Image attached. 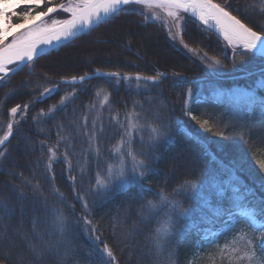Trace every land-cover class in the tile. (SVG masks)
I'll return each mask as SVG.
<instances>
[{"label": "trees", "instance_id": "1", "mask_svg": "<svg viewBox=\"0 0 264 264\" xmlns=\"http://www.w3.org/2000/svg\"><path fill=\"white\" fill-rule=\"evenodd\" d=\"M55 2L66 3V0ZM227 2L234 10L233 14H239L259 27L264 0ZM21 10L17 9L18 12ZM54 16L56 14L49 19ZM13 21L16 22L15 17ZM197 25L199 21L188 18L184 40L219 59L224 67L218 71L207 68L177 48L162 25L145 23L144 16L130 12L49 51L48 55L35 61L34 71L25 67L9 74L6 82L0 83V135L6 130L10 109L17 104L29 105L28 112L18 116L19 122L7 142V162L0 163V200L9 201L15 208L11 219L6 221L9 232L15 230L17 233L12 235L14 245L6 249L0 241V253L10 252V264L18 249L27 252L26 240L35 241L40 234L48 238L46 233L51 227V216L46 214V209L49 212L62 209L68 217V236L77 255L67 258L66 264H102L103 256L93 243L94 237L84 230L82 217L85 215L92 219L100 240L112 248L117 264H204L199 252L193 254L194 246L204 243L207 232L222 230L236 215L238 208L233 199L236 194L231 187L239 188L241 194L246 193L241 207L255 208L257 222L264 223V215L260 214L264 208V172L258 166V161L264 160V109L259 103L249 108L238 92L255 91L258 101L264 99V88L260 87L264 59L237 56V66L233 68L232 49L215 31ZM97 69L132 76L137 73L152 76L159 71L166 77L158 85L141 82L139 91L135 80L121 81L117 86L114 81L97 77L77 85L76 95L54 117L39 115L42 110L47 113L53 105L59 106L65 93L72 90L71 86L63 85L51 96L40 99L45 87L51 88L62 78L94 73ZM188 88L194 91L190 105L193 114L201 120L207 119L214 132L229 136L241 131V123L247 122L244 139L234 136L223 140L215 134L199 131L198 125L184 113ZM106 95L109 101L105 105ZM134 106L138 113L136 119L142 125L147 122L157 128L171 126L170 142H161L156 153L158 159L146 161L151 171L145 188L150 191L142 194L144 199L137 194L135 186L126 190L113 189L108 197L93 195L97 173L106 175L108 164L116 166L120 162L114 146L123 139L122 151L128 149L123 129L127 127ZM85 113H88L89 124L93 118H99L104 127L98 160L87 155L86 139L74 131L75 122L80 121ZM60 125L63 126V135L72 134L71 171L63 162L67 141L60 140L58 144ZM150 135L147 126L139 134L133 133V151L147 154ZM49 147H57V160L53 162L51 172L47 170ZM185 180H196L201 186V196L195 200L183 195L177 197L185 208L192 210V215L190 220L182 221L176 227L187 223H194L196 227L185 234L182 242L173 240L156 256L151 241L156 220L141 222L138 212L147 200H157L156 194L161 189L171 193ZM224 183L230 187L221 196L215 185ZM20 191L25 196L23 212L17 199ZM57 191L62 195H57ZM80 195L88 202L87 210L77 198ZM214 209H220L223 215H214ZM34 220L37 221L35 225ZM134 225L135 235L130 236ZM102 247L103 243L100 244ZM169 252H173L171 261ZM57 259L55 255L48 256L40 264H56ZM214 260L215 264H229L220 255ZM206 264H212V261Z\"/></svg>", "mask_w": 264, "mask_h": 264}, {"label": "snow or ice", "instance_id": "2", "mask_svg": "<svg viewBox=\"0 0 264 264\" xmlns=\"http://www.w3.org/2000/svg\"><path fill=\"white\" fill-rule=\"evenodd\" d=\"M137 6L162 10L163 17L155 12L151 15H145L143 11L136 12V14L144 16L145 23L156 22L162 25L167 29L168 37L173 43L182 46L187 55L200 58L201 63L207 61L205 66L210 69L215 68L218 71L224 65L219 59L210 58L206 53L201 57L196 50L185 43L184 36L189 17L199 21V25H203L205 29L214 30L226 42V46L232 49L233 68L237 66V56L264 59V9H261L262 19L259 27H257L239 14H233L234 10L231 9L227 0H221V2H217V0H66V3L59 4L55 0H0V83H5L10 73L22 71L25 67L30 72L34 71L35 61L43 55H48L47 49L49 47L64 41H71L82 32L90 31L101 24H107L121 14L135 12ZM18 8L22 10L16 11ZM37 9L42 10L37 11ZM57 11L67 13L69 18L62 21L52 20L49 23L46 18ZM235 11L238 13V10ZM182 13L187 14V17ZM13 17L16 18V22H13ZM9 38H11L10 42ZM10 65H15V68L10 67ZM173 75L176 76L179 73H173ZM93 77L106 78L109 81H114L117 86L121 81L131 82L135 80L137 91H139L141 82L158 85L166 77V74L157 71L152 76H143L139 73L132 76L121 74L118 71L102 72L97 69L92 76L85 74L79 77L72 76L70 79L62 78L59 83L53 84L51 88L45 87L40 93V99L51 96L63 85L71 86V92L65 93L59 106L53 105L47 113L42 110L39 115L52 118L57 111H63L66 103L76 95V86L90 81ZM260 87L264 88V73L261 75ZM193 98L194 91L192 88H188L184 102V113L191 121L195 122V125H198L199 131L215 134L223 140L234 138V136L244 139V129L248 127L247 122L241 123L242 130L235 132L234 136H229L224 132H214V128L207 119L201 120L198 115L193 114L194 110L190 106ZM241 98L249 108L259 103L260 107L264 109V99L258 101L255 91H245L241 93ZM108 101L109 96L106 95L103 103L106 105ZM28 108V104L23 106L17 104L10 109L8 113L10 119L6 125V130L3 135H0V163L7 162V142L12 137L13 130L19 122L18 116L21 113L26 114ZM137 115L134 106L133 112L129 114L127 127L123 129V136L127 137L128 149L122 151L123 139L117 146H114V153L119 156L120 162L116 166L108 164L106 175L97 173L93 195L108 197L113 189L126 190L128 187L135 186L138 189L137 194L141 196V199H144L142 194L145 191H150V189L145 188V181L151 171L149 163L146 161L158 159L156 153L159 151L161 142H170L171 126L157 128L152 127L147 122L142 125L136 119ZM144 126H147L151 132L146 144L149 152L138 154L132 149L133 133L139 134ZM58 127L60 128L58 144L60 140L67 141L64 145L63 162L71 171L70 153L74 151V145L71 142L72 134L68 132L67 135H63V126ZM121 127L123 128V126ZM177 130L179 131V126ZM74 131L76 135H82L86 139L87 155H92L98 160L101 155L100 138L104 132L103 124L99 118H93L89 124L88 113H85L80 121L75 122ZM140 139L142 146H144L142 135ZM48 153L47 170L51 172L53 162L57 159V147H49ZM125 157L130 160V163ZM258 166L260 171L264 172V160L258 161ZM21 175L23 174L21 173ZM71 179L75 182L74 176ZM215 187L218 194L223 196L230 185L224 183L223 185L217 184ZM73 190L75 191V188ZM231 191L236 194L233 199L239 209V216L251 221L253 231L251 234H242L234 238L230 244L225 243L222 248H219L220 257L222 260L226 258L229 264H264V223H257L258 213L255 208L241 207V202L245 200L246 193L241 194L237 187H231ZM57 195L62 194L57 191ZM156 195L157 200L149 199L141 205L138 215L141 222H148L155 218L157 226L153 230L151 241L156 250L155 255L159 256L166 247L171 245L173 240L177 243L182 242L185 234L196 227L194 223L182 224L180 228L176 227L182 221L190 220L192 215V210L185 208L183 202L177 197L183 195L188 199L195 200L201 196V186L196 180H185L171 193L161 189ZM77 198L83 202V207L87 210L89 205L85 197L80 195ZM17 199L21 203V212H23L25 196L22 191L18 192ZM14 211L15 208L9 201L0 200V241H3L6 249L14 245L12 235L17 234L15 230L13 233L9 232V226L6 222L11 219ZM45 211L51 216V227L46 233L48 238L46 239L44 234H40L35 241L26 240L27 252L18 249L15 259L11 260V264H40L46 257L53 255L58 257L56 264H66L67 258H73L77 255L76 248L68 236L69 221L64 211L62 209H53L51 212L46 209ZM260 214L264 215V208L260 210ZM214 215L220 216L223 215V212L220 209H214ZM82 219L85 232L91 233V236L94 237L93 243L102 253V264H117L112 248L100 240L97 229L92 226V219L88 215L83 216ZM36 222V220L33 221L34 225ZM239 222L232 220L224 234L227 235V232L233 231ZM257 230L259 236L256 234ZM129 235H135V225ZM204 239L207 240L208 237L205 236ZM101 243H103L102 248H100ZM213 244H217V240L209 241L208 247ZM204 247L203 244L198 243L194 246L193 254L196 255L203 251ZM61 252L63 255H60ZM172 255L173 252H169V261L172 260ZM0 264H10L9 251L0 253ZM154 264H158V262H154ZM212 264H215L214 259Z\"/></svg>", "mask_w": 264, "mask_h": 264}, {"label": "rangeland", "instance_id": "3", "mask_svg": "<svg viewBox=\"0 0 264 264\" xmlns=\"http://www.w3.org/2000/svg\"><path fill=\"white\" fill-rule=\"evenodd\" d=\"M16 11H17V9H16ZM140 11H143L145 13V15H151L153 12H155L162 17L164 16V13L160 9H147V8H141V7L137 6L135 12H140ZM9 12H11V9H9ZM182 15L185 16L184 13H182ZM66 18H67L66 13H63L60 11L52 19H47V20L49 23H51L52 20H61L62 21V20H65ZM10 40H11V38H9V41ZM175 45L177 48H179L180 50H182L184 52V50L182 49V46H178V44H175ZM189 47L196 50V52H198L201 57H203V55L205 54V52L199 48H195L191 45H189ZM207 56L210 58H213L209 55H207ZM191 57L201 63L200 58L195 57V56H191ZM206 63H207V61H205L202 64L205 66ZM211 69L215 70V68H211ZM238 92L241 94L245 91L238 90ZM235 212H236V215H233L230 218V223L232 220H237L240 222L236 224L235 229L233 231L227 232V235L224 234L229 227V224H230L229 223L221 232H210V233L208 232L205 235L208 237V239L205 240L203 243V245L205 246L204 250L199 252V257L204 260V264L210 263L213 259L217 258L218 255H220L219 254V248H222L225 243L230 244L234 238H237L242 234H251V232L253 231V226H251V221H247L245 218L239 216V209H237ZM257 223H260V222H257ZM256 234H257V236H259L258 230H257ZM211 240H217V244H213L211 247H208V243Z\"/></svg>", "mask_w": 264, "mask_h": 264}, {"label": "water", "instance_id": "4", "mask_svg": "<svg viewBox=\"0 0 264 264\" xmlns=\"http://www.w3.org/2000/svg\"><path fill=\"white\" fill-rule=\"evenodd\" d=\"M51 15H52V14H51ZM86 32H88V31H86ZM86 32H82L78 37L72 39L71 41H64V42H61V43L58 44V45H55V46H53V47H49V48L47 49V52H49V51H51V50H53V49H55V48H57V47H59V46H61V45H64V44L69 43V42H72L73 40L79 38L80 36H82V35L85 34ZM10 67L15 68V65H10ZM102 72H103V71H102ZM92 74H93V73H92ZM92 74H88V75H89V76H92ZM94 78H97V77H93L92 79H94ZM69 79H70V78H69Z\"/></svg>", "mask_w": 264, "mask_h": 264}, {"label": "bare ground", "instance_id": "5", "mask_svg": "<svg viewBox=\"0 0 264 264\" xmlns=\"http://www.w3.org/2000/svg\"><path fill=\"white\" fill-rule=\"evenodd\" d=\"M264 69V68H263ZM262 70V69H261Z\"/></svg>", "mask_w": 264, "mask_h": 264}]
</instances>
